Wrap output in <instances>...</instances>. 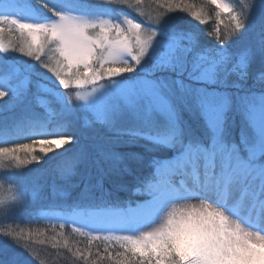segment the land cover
Listing matches in <instances>:
<instances>
[{
	"label": "rangeland",
	"instance_id": "obj_1",
	"mask_svg": "<svg viewBox=\"0 0 264 264\" xmlns=\"http://www.w3.org/2000/svg\"><path fill=\"white\" fill-rule=\"evenodd\" d=\"M210 1L221 14L233 17L230 0ZM242 4L250 9L246 25L232 29L229 44L220 51L251 84L220 90L212 88L218 84L217 62L213 56L210 62L202 59L213 53L207 32L215 27L203 6L177 11L159 0H0V24H17L22 30L19 50L0 32V106L10 107L0 112V143L62 136L40 140L49 153L44 163L0 153V175L20 186L19 192L0 189V203L14 206L11 212L0 210V264L44 261L42 231L26 230L44 223L52 226V234L70 227L90 244L147 253L154 264L171 260L167 235L135 239L156 222L136 234L105 232L92 225L89 208H82L88 206L84 200L116 186L125 174L133 178L132 189L148 186L153 157L171 149L156 147L165 141L155 130L173 123L192 142L201 139L199 145L209 138L221 168L242 164L236 175L245 176L248 196L264 193V0ZM195 42L192 49L182 46ZM147 57L151 59L145 63ZM188 61H194L190 68ZM132 64L139 65L140 73L103 69ZM195 128L204 137L194 133ZM174 155L176 160L179 154ZM201 157L199 163H206L208 158ZM239 157L244 159L239 162ZM12 160L20 170H9ZM116 171L122 176H114ZM136 192L147 194L144 188ZM77 197L81 199L74 201ZM81 209L86 228L76 221ZM208 212L201 213L205 223H224ZM177 219L185 227L171 236L172 245L187 259L207 233L196 220ZM11 221L19 229H13ZM9 235L13 238L7 240ZM225 264L242 261L225 258Z\"/></svg>",
	"mask_w": 264,
	"mask_h": 264
},
{
	"label": "clouds",
	"instance_id": "obj_2",
	"mask_svg": "<svg viewBox=\"0 0 264 264\" xmlns=\"http://www.w3.org/2000/svg\"><path fill=\"white\" fill-rule=\"evenodd\" d=\"M150 59L147 57L145 63ZM137 67L139 65H134L129 71L135 72ZM155 136L165 141L157 143L156 147L171 148L179 154L177 159L171 162V167L181 176L187 177L188 169L182 161H189L190 158L196 157L192 163H198L199 145L189 140L184 130L176 123L156 129ZM68 139L71 143V138ZM40 144L41 141L38 139H29L27 142L16 143L10 148H0V153L10 156L20 154L25 158L30 157L29 163L33 161L38 164L44 163L49 153L41 148ZM47 147L53 152L59 151L52 144H47ZM8 168L9 170H20L15 166L14 160L10 161ZM158 180L159 176H154L150 183L155 184ZM236 183H239L238 179ZM197 187L205 192L204 197L194 203H182L180 201L185 199L184 193L175 185H170L168 192L161 200L156 226L149 232H141L135 239L152 240L167 235L169 237L167 251L171 256L170 264H225V258H236L242 261V264H264V203L261 204L259 212H254L251 207L243 203L236 206H225V203L216 197L217 184L212 183L204 188H200L199 185ZM5 188L20 191L18 184L0 175V189ZM13 207L12 204L0 203V210L11 212ZM206 207L215 209L216 214L223 218L224 223L221 224L211 219L205 223L200 217ZM184 217L188 218L187 222L196 220L197 223L202 224L204 232L207 233L196 253L187 259H181L179 254L175 253L171 240L174 232L184 229L185 224L177 219ZM250 241L257 246L253 247Z\"/></svg>",
	"mask_w": 264,
	"mask_h": 264
},
{
	"label": "trees",
	"instance_id": "obj_3",
	"mask_svg": "<svg viewBox=\"0 0 264 264\" xmlns=\"http://www.w3.org/2000/svg\"><path fill=\"white\" fill-rule=\"evenodd\" d=\"M150 1V0H144ZM155 1V0H153ZM235 7L233 17L221 14L218 11L217 7L210 0H159L161 5L165 6H175V9H179V11H184L185 9L194 8L196 6H203L207 9L208 14L211 17L210 26H215L213 29H210V32L207 36L208 42L213 49V53L209 52L208 54H203L202 59L204 61L210 62L211 56H213V60L218 64V72L215 74L216 86L212 85V88L227 90L233 87H246V83L249 85L251 81L247 80V76H242V74L236 71V67L232 66V60L228 59V55L226 56L224 53H221L220 49L229 44V40L231 39L229 33H231L232 29L243 27L246 25L247 14L250 9H246V6L242 4L244 0H230ZM248 2V0H246ZM252 5V4H251ZM177 9V11H178ZM236 20L241 25L236 24ZM221 30V33H220ZM0 32L3 34V37L10 40L15 49H20V43L18 34H22L21 28L17 24H13L7 26L5 22L0 24ZM217 32L219 34H217ZM262 34L264 38V26L262 27ZM219 35V36H218ZM204 37L201 41H204ZM199 42V40L197 41ZM194 45H185L182 43V46H185L189 49L195 47ZM192 62L188 61V68H190ZM234 64V62H233ZM136 64H132L129 66L126 65H113V66H105L103 69L108 70V72L114 73H126V74H134L140 73V68L137 67L135 72L129 71V69ZM156 67V66H153ZM155 69V68H154ZM171 70H175V68H170ZM264 83V82H262ZM256 85V84H255ZM252 85V86H255ZM237 89V88H236ZM6 105V104H5ZM8 106H0V112H4L9 110ZM189 133V130L187 131ZM197 132L204 137V134L201 129L195 128L194 133ZM62 136H55L54 134H50L48 136H43L40 138H36L38 140H51L54 138H61ZM199 139V138H197ZM29 138L26 139H16V140H8L6 142L0 143V148H10L12 145L19 142H27ZM200 140H197L198 144H200ZM204 144L199 145V151L202 149L210 150V139L205 138ZM194 142V143H197ZM164 152H168L167 149L163 150ZM210 155V152L208 153ZM243 153L241 152L240 155ZM244 159V158H243ZM144 172V171H143ZM115 173V172H113ZM114 175V174H113ZM114 176H122V173L117 172ZM150 176V171L146 177ZM145 180V178H141ZM133 178L130 175H126L124 179H119L115 181L116 186H106L101 191H97L90 199H86L85 205L98 207V206H107V205H126L130 202H133L138 196L134 195V187H133ZM107 185V184H106ZM81 198L77 197V201ZM84 205V204H81ZM61 209L60 207H57ZM13 229H19L16 226V222L11 221L9 223ZM30 226V225H29ZM26 230H31L35 232L42 231L41 236H43V252L46 254V258L44 261L39 262L40 264H154L153 258L147 253L139 254L133 252L131 250L128 251H120L115 246L114 248H110L103 243L100 242H92L89 243L87 237H80L75 234V232L70 227H64L60 229H56L57 233L52 234V226L37 224L32 225L30 228ZM13 238L12 235H9L7 238ZM8 240V239H7ZM104 245V246H102ZM92 247V248H91ZM29 254V253H28ZM166 264H170V260L167 261Z\"/></svg>",
	"mask_w": 264,
	"mask_h": 264
},
{
	"label": "bare ground",
	"instance_id": "obj_4",
	"mask_svg": "<svg viewBox=\"0 0 264 264\" xmlns=\"http://www.w3.org/2000/svg\"><path fill=\"white\" fill-rule=\"evenodd\" d=\"M207 172L208 171H204V176L206 175ZM176 179H178V176H175L173 178V180H176ZM201 179H203V178H201ZM229 179L231 180V182L229 181ZM173 180H172V176L170 174H165L164 178L163 179L161 178L160 181L157 183V187L159 188V191L161 192V194L158 195L157 199H156V201L159 205H161V200H162L163 196L168 192L170 185H174ZM185 181H184V179L177 180L176 181V187L182 188L183 186L186 185ZM188 182L190 184H187V185H192V186L197 187V185H193L195 180H193V181L188 180ZM191 182H193V183H191ZM212 183L217 184V186H218L217 189L220 192V194H225V191H223V189L221 188L222 183L223 184L229 183V185H231V187H232L231 191L232 190L235 191V189L237 188L236 179H234L233 175H230V173H227V172L223 173L214 182L213 181L210 182V184H212ZM194 184H197V182H195ZM199 186L202 187L205 185H199ZM219 192L216 191V197L219 196ZM226 194L230 195V193H226ZM231 196H229L228 198H231ZM241 196H242V198L239 199L238 205L242 203V200H246V199L251 198L250 196L247 195V192H245V193L243 192V194L240 195V197ZM190 200L193 203L196 202L195 197H190ZM180 202L187 203L189 201L188 200H186V201L181 200ZM250 206H252L251 208L254 212H259V210H260L259 207L253 206L251 204H250ZM207 209L209 211L208 213H210L211 215L216 214V210L211 209V208H207V207L204 210H207ZM85 215L86 214L84 212L79 213L76 216L77 221L82 222V219H84ZM89 217H90V219L91 218L94 219V223H92V225H94V226H96V225L105 226V227L115 226V227L123 228V223H125L129 219L136 220L139 217V215H137V213L135 211H127V210L122 209V208H120V209L113 208L111 210H101V209L92 210L91 209V210H89ZM115 220H117V221H115ZM108 229H110V228H108Z\"/></svg>",
	"mask_w": 264,
	"mask_h": 264
}]
</instances>
